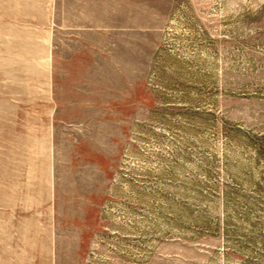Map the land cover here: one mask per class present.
<instances>
[{
	"label": "rangeland",
	"instance_id": "rangeland-1",
	"mask_svg": "<svg viewBox=\"0 0 264 264\" xmlns=\"http://www.w3.org/2000/svg\"><path fill=\"white\" fill-rule=\"evenodd\" d=\"M58 2L0 0V264H264V0H176L107 171L50 206L27 162Z\"/></svg>",
	"mask_w": 264,
	"mask_h": 264
},
{
	"label": "crops",
	"instance_id": "crops-1",
	"mask_svg": "<svg viewBox=\"0 0 264 264\" xmlns=\"http://www.w3.org/2000/svg\"><path fill=\"white\" fill-rule=\"evenodd\" d=\"M175 1L59 0L50 42L58 49L48 61L53 66L48 111L37 119L42 124L36 130L39 146L28 149L34 155L27 162L42 175L44 204L88 198L78 185L81 160L98 173L107 171L104 161L111 154L105 142L115 140L113 130L109 133L119 117L115 110L131 108L132 85L146 76Z\"/></svg>",
	"mask_w": 264,
	"mask_h": 264
}]
</instances>
